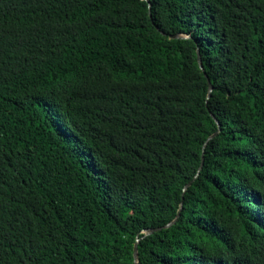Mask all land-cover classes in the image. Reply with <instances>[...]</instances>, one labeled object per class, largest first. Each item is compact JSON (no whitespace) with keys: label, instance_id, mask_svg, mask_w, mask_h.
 Returning a JSON list of instances; mask_svg holds the SVG:
<instances>
[{"label":"trees","instance_id":"trees-1","mask_svg":"<svg viewBox=\"0 0 264 264\" xmlns=\"http://www.w3.org/2000/svg\"><path fill=\"white\" fill-rule=\"evenodd\" d=\"M137 240V264H264V0H0V264Z\"/></svg>","mask_w":264,"mask_h":264},{"label":"water","instance_id":"water-1","mask_svg":"<svg viewBox=\"0 0 264 264\" xmlns=\"http://www.w3.org/2000/svg\"><path fill=\"white\" fill-rule=\"evenodd\" d=\"M147 3H148V0H145ZM162 34H164L163 32H162ZM184 36H182V35H180V34H177V35H173V36H171V38H173V39H177V38H183ZM198 63H199V66H200V68L204 71V69H203V64H202V61H201V56H200V52H199V50H198ZM208 81H209V79H208ZM213 89H214V87H213V85L210 83V81H209V94H208V99L210 98V96H211V94H212V92H213ZM211 116L214 118V120L216 121V123H217V125L219 126V129H218V131L217 132H215L213 135H211L208 139H207V141L205 142V144H204V146H203V157H202V163H201V166H200V168H199V170H198V172H197V174H196V176L194 177V179L192 180V181H190L185 187H184V192L193 184V182L200 176V173H201V170H202V167H203V164H204V150L206 149V147H207V145H208V143L212 140V139H214L217 135H218V133L221 131V127H220V123H219V121L215 118V116L213 115V114H211ZM182 209H183V203L181 204V208H180V211H182ZM179 217H180V213L171 221V222H169L168 224H166L165 226H163V227H158V229H151V230H147V231H145L144 232V238H147V237H149V236H152V235H154L155 233H158V232H160L161 230H163V229H168V228H170V227H172L177 221H178V219H179ZM140 243V240H137V242H136V244H135V247H134V258H133V264H137L138 262H137V257H138V244Z\"/></svg>","mask_w":264,"mask_h":264}]
</instances>
